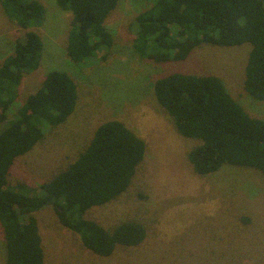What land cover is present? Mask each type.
<instances>
[{"label":"trees","instance_id":"16d2710c","mask_svg":"<svg viewBox=\"0 0 264 264\" xmlns=\"http://www.w3.org/2000/svg\"><path fill=\"white\" fill-rule=\"evenodd\" d=\"M55 1L72 14L66 68L51 67L41 86L21 100L25 75L42 65L45 43L32 28L43 23L45 8L39 0H0L4 13L26 30L0 63V227L5 264H47L37 217L46 207L86 249L100 256L111 255L118 246H138L148 234L139 219L105 227L89 216L93 207L129 189L147 154L145 139L120 119L101 123L78 156L46 181L31 186L10 179L18 158L75 111L79 64L115 46V32L106 21L119 0ZM141 1L146 4L130 25L136 29L131 45L138 56L172 62L188 58L202 44L250 43L243 89L264 101V0ZM153 85L177 133L198 140L187 153L196 173L211 174L226 164L264 173V119L251 115L220 75L172 71Z\"/></svg>","mask_w":264,"mask_h":264},{"label":"rangeland","instance_id":"374dc122","mask_svg":"<svg viewBox=\"0 0 264 264\" xmlns=\"http://www.w3.org/2000/svg\"><path fill=\"white\" fill-rule=\"evenodd\" d=\"M45 19L32 28L45 43L42 65L25 75L20 99L41 86L51 67L65 66L72 14L55 0H39ZM146 2L119 0L106 21L115 32V46L99 50L75 75L79 103L68 120L48 130L44 140L18 158L11 181L31 186L66 168L106 120L120 119L147 143L129 189L89 216L105 227L141 220L147 237L138 246H118L109 256L86 249L79 237L62 226L51 207L38 212L47 264H264V173L255 168L224 165L200 175L187 153L198 140L179 135L159 104L154 82L172 71L217 74L253 116L264 119V101L243 89L250 43L238 46L202 44L184 60L157 62L134 52L131 27ZM135 24V22H134ZM0 6V63L11 45L25 34ZM68 66V65H67ZM73 70H76L75 68ZM79 105V106H78ZM244 217L250 222L243 224ZM0 227V264H5Z\"/></svg>","mask_w":264,"mask_h":264}]
</instances>
